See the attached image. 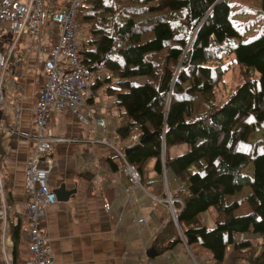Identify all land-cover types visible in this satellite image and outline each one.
Returning a JSON list of instances; mask_svg holds the SVG:
<instances>
[{
  "label": "trees",
  "instance_id": "1",
  "mask_svg": "<svg viewBox=\"0 0 264 264\" xmlns=\"http://www.w3.org/2000/svg\"><path fill=\"white\" fill-rule=\"evenodd\" d=\"M218 1L84 0L77 19L89 25L82 60L95 75L92 90L105 87L115 98L126 123L122 136L141 133L139 144L124 151L127 163L141 173L143 187L168 205L166 165L179 224L170 215L151 243L150 258L185 240L196 259L209 252L214 264H225L228 248L234 246L238 261L264 264V248L253 254L250 238H239L254 233L264 239V152L239 149L264 121V33L231 46L228 41L241 34L229 18L228 0ZM225 56L242 66L245 81L219 106L217 86L228 71ZM14 61L15 51L11 68ZM181 145L187 150L173 156L171 149ZM150 160L156 177L145 181ZM251 161L253 177L243 173ZM246 186L252 188V211L236 215L240 202L227 203V195ZM212 206L219 216L208 230L202 214ZM10 221L16 264L22 224Z\"/></svg>",
  "mask_w": 264,
  "mask_h": 264
},
{
  "label": "crops",
  "instance_id": "2",
  "mask_svg": "<svg viewBox=\"0 0 264 264\" xmlns=\"http://www.w3.org/2000/svg\"><path fill=\"white\" fill-rule=\"evenodd\" d=\"M70 2L43 0L45 16L42 31L35 35L27 32L18 41L15 37L11 45L12 52L15 51L13 64H16L6 75L5 101L0 108V170L10 208L7 227L0 231V264L12 263L13 260L10 220L22 224L16 264H26L30 257L26 213L31 196L27 192V161L39 134L36 109L47 78L45 60L58 45L62 32V27L52 21L51 15L67 10ZM79 29L81 34L76 40L83 44L89 35V26L80 25ZM10 34L15 35L10 22H0V51L4 54L11 50L8 43ZM82 36L86 38L80 41ZM60 62L65 63L66 59L61 58ZM99 91L107 102L106 106L96 98ZM114 105H117L115 98L105 92V87H100L95 91L91 88L83 104L84 118L77 117L67 108L52 107L49 111L43 133L55 142L40 158L45 157L49 165L46 170L50 188L56 194L59 191L63 198L46 208L41 227L48 238L55 263L214 264L209 252L196 259L185 240L161 256L149 257L151 243L170 215L173 216L172 209L169 198L166 205L162 197L133 185L125 173L127 161L124 151L131 148L129 145L135 138L133 146L139 144L141 133L122 136L126 123L120 118V108H114L117 121L113 111L111 116L108 113ZM98 118H104L106 126L98 125ZM171 154L179 155V147H173ZM153 165L151 177L155 178ZM164 185L166 191V183ZM174 185L178 187L179 183ZM154 200L159 203L156 205ZM106 203L109 207L105 206ZM141 218L144 223L134 222ZM241 236L239 238L244 240ZM234 249V246L228 248L225 264L233 256ZM233 262L246 264L243 259Z\"/></svg>",
  "mask_w": 264,
  "mask_h": 264
},
{
  "label": "built area",
  "instance_id": "3",
  "mask_svg": "<svg viewBox=\"0 0 264 264\" xmlns=\"http://www.w3.org/2000/svg\"><path fill=\"white\" fill-rule=\"evenodd\" d=\"M83 2L84 0H71L67 10L56 11L51 15L52 21L62 27V32L58 45L52 49L49 57L45 60L47 78L41 102L36 109L39 134L35 137L36 146L27 161V192L31 196L26 213L30 231V257L27 264H56L48 238L42 230L41 222L46 208L56 204L58 196L49 186L48 171L38 168V160L48 153L51 145L55 142V139L43 133L52 107L67 108L77 117H85L83 104L91 93L95 75L83 63L81 53L83 45L76 40L80 27L77 21L79 8ZM44 13L43 0H27L26 2L23 0H0V22H10L16 36L15 41L20 40L27 32L31 35L41 32ZM39 39L41 40V35H39ZM11 53L12 49L7 54L0 51V108L5 101L4 84L10 70ZM61 58L66 59V62L61 63ZM97 124L106 126L107 123L104 118H98ZM134 144H136V138L129 146L132 147ZM119 153L121 152L119 151ZM125 167V173L133 185L143 187L141 173L127 162ZM105 206L109 207V204L106 203ZM9 210L0 170V221L3 223V230L8 224ZM134 222L142 224L145 221L141 218ZM9 262L7 263L10 264Z\"/></svg>",
  "mask_w": 264,
  "mask_h": 264
},
{
  "label": "rangeland",
  "instance_id": "4",
  "mask_svg": "<svg viewBox=\"0 0 264 264\" xmlns=\"http://www.w3.org/2000/svg\"><path fill=\"white\" fill-rule=\"evenodd\" d=\"M230 4V14L229 18L234 25V27L240 32L241 37L240 38H233L228 41V43L235 47L239 43H247L250 42L259 36H261L264 33V12L261 9V0H228ZM89 26V25H88ZM84 29L83 31H86L84 27H81ZM81 34V31L77 32V36ZM16 36L11 35L8 37V43H9V50L11 49L12 42ZM86 38V37H85ZM85 38L83 36L80 41H83ZM15 46V45H14ZM17 47V46H16ZM18 48V47H17ZM225 64L226 67H228V71L225 74V77L223 81L217 86V92H216V103L219 106H222L231 95H233L239 85H241L245 81V77L243 74V68L241 65H239L233 56H225ZM257 77L258 73L256 71H253V77ZM98 96L96 97L97 100H99L104 106L107 105V102H105L104 97L101 95V92L99 91ZM199 104L197 103V106ZM117 105H114V107L111 110H108L109 115H114V108L117 110ZM201 109L204 108V106L200 107ZM114 119L117 121V117L115 115L113 116ZM137 136V135H136ZM255 145V147H253ZM179 147V154L183 153V151L186 149V145H181ZM257 147L258 153L264 152V121L257 127L255 131L251 134L249 141L244 142L240 145L239 149L241 151H250L251 149ZM154 164V160H150L145 169V181H153L154 178L152 172V165ZM243 173L247 174L251 177L254 176L255 173V167H254V161L249 162L243 169ZM166 193L165 195L166 199L169 197L168 190L166 186ZM252 194V188L251 186H246L242 191H239L232 195H227L226 202L232 203L233 201L239 200L240 206L235 209L236 215H245L249 214L252 211L249 197ZM134 199V198H133ZM136 199V198H135ZM134 199V200H135ZM154 203L157 205L158 200H154ZM161 209V207H160ZM219 216L218 209L215 206L210 207L205 213L202 214V218L204 219V223L207 226L208 230L213 229L216 226V220ZM164 217L161 216V221H163ZM153 226L158 225L154 221H150ZM243 238H250L251 242L254 245L253 250L251 251L253 254H258L262 248H264V239L262 235L252 234V233H245L241 234ZM1 245V242H0ZM2 245L0 246V248ZM8 250H10V245H7ZM166 257V256H165ZM164 257V258H165ZM233 261H237L233 256L229 258L228 264H235ZM11 264V261L9 262ZM238 264V262H237Z\"/></svg>",
  "mask_w": 264,
  "mask_h": 264
},
{
  "label": "water",
  "instance_id": "5",
  "mask_svg": "<svg viewBox=\"0 0 264 264\" xmlns=\"http://www.w3.org/2000/svg\"><path fill=\"white\" fill-rule=\"evenodd\" d=\"M220 1V0H219ZM218 1V2H219ZM122 132V131H121ZM164 160H165V155H164ZM38 168H43V169H48L49 168V165L45 162V157H42L40 158L39 162H38ZM163 175H164V179H165V183H166V186H167V190H168V195H169V203L171 205V209H172V214H173V218L174 220L176 221L177 224H179L178 222V215L176 214L175 212V209H174V205H173V199L171 197V193H170V189L168 187V179H167V172H166V165L164 163V169H163ZM57 194H58V199H62V195L59 193V191H56ZM148 255H149V252H148ZM150 257V255H149Z\"/></svg>",
  "mask_w": 264,
  "mask_h": 264
}]
</instances>
